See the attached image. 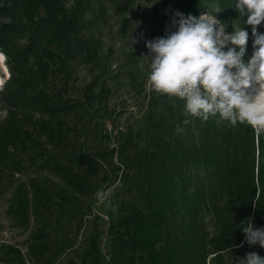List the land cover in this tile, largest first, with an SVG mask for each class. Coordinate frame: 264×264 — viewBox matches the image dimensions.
Instances as JSON below:
<instances>
[{
  "label": "trees",
  "instance_id": "16d2710c",
  "mask_svg": "<svg viewBox=\"0 0 264 264\" xmlns=\"http://www.w3.org/2000/svg\"><path fill=\"white\" fill-rule=\"evenodd\" d=\"M159 1L157 17L170 5L197 18L212 7L228 34L232 19L252 36L237 0ZM89 3L0 0V52L10 76L0 91L6 113L0 199L13 192L6 216L30 230L27 254L1 247L0 264H56L72 252L98 181L113 191L110 264H240L249 252L264 257V248L249 246L243 233L248 221L264 228V134L218 116L186 115L185 101L150 88L138 130L113 150L86 151L76 120L96 104L107 106L111 96L97 78L80 98L69 97L75 67H98L100 59L99 44L85 32ZM247 50L251 57V42ZM34 170L38 176L27 178ZM99 241L96 231L81 264H101Z\"/></svg>",
  "mask_w": 264,
  "mask_h": 264
},
{
  "label": "rangeland",
  "instance_id": "374dc122",
  "mask_svg": "<svg viewBox=\"0 0 264 264\" xmlns=\"http://www.w3.org/2000/svg\"><path fill=\"white\" fill-rule=\"evenodd\" d=\"M159 6V0H136L135 5H126L123 0H90L85 32L99 44L100 59L97 61L98 67H75L69 97L80 98L83 91L97 78L100 87L104 85L110 90L111 96L107 106L96 104L89 115L76 120L80 132L87 137L85 149L91 155L108 148H117L129 131L139 129L151 88L148 79L150 61L143 57L150 56L146 42L157 37H166L176 31L174 21L179 19L177 13H180L170 5L163 11V16L157 17L154 11ZM204 13L212 14L217 19L220 15L218 9L212 7H206ZM229 22L234 29H240L238 21L230 19ZM225 33L228 34L226 30ZM253 40L254 37L249 36L248 42L253 44ZM228 47L232 45L229 44ZM225 49L227 50V47ZM246 55L250 59L247 49ZM4 64L7 68L6 63ZM8 71V68L3 71L0 66V81L3 86L8 81ZM5 116L6 113L0 107V119ZM37 176L38 173L34 170L27 178ZM116 186L119 187L118 184ZM99 190H106L101 181H98L96 186V192ZM12 194L13 192L9 191L0 199V241L4 242L2 247L13 246L26 255L30 230L16 228L6 216ZM126 198L138 202L135 193H126ZM114 211L112 201L110 205L100 204L94 196L93 205L83 221L75 249L56 264H81L96 231L100 238L101 264H110L112 238L109 226ZM76 223L79 225V221Z\"/></svg>",
  "mask_w": 264,
  "mask_h": 264
},
{
  "label": "clouds",
  "instance_id": "9594fccd",
  "mask_svg": "<svg viewBox=\"0 0 264 264\" xmlns=\"http://www.w3.org/2000/svg\"><path fill=\"white\" fill-rule=\"evenodd\" d=\"M235 10L247 17L245 23L252 28L254 51L247 62L249 33L240 28L226 34L225 27L209 13L199 18L177 13V30L147 41L150 56L143 57L150 61L152 90L185 101L186 115L204 121L218 116L233 126L246 124L259 137L264 134V33L258 32V26L264 22V0H237ZM6 22L11 23V18ZM7 60L0 52V63ZM112 195V189L99 190L95 198L110 205ZM243 233L249 246L264 248V228H254L248 221ZM240 264H264V257L249 252Z\"/></svg>",
  "mask_w": 264,
  "mask_h": 264
},
{
  "label": "bare ground",
  "instance_id": "6f19581e",
  "mask_svg": "<svg viewBox=\"0 0 264 264\" xmlns=\"http://www.w3.org/2000/svg\"><path fill=\"white\" fill-rule=\"evenodd\" d=\"M0 66H1V68H2V70L4 71H6L7 70V68L5 67V64L4 63H0Z\"/></svg>",
  "mask_w": 264,
  "mask_h": 264
},
{
  "label": "built area",
  "instance_id": "2783aa9c",
  "mask_svg": "<svg viewBox=\"0 0 264 264\" xmlns=\"http://www.w3.org/2000/svg\"><path fill=\"white\" fill-rule=\"evenodd\" d=\"M2 245H4V242L3 241H0V248L2 247Z\"/></svg>",
  "mask_w": 264,
  "mask_h": 264
}]
</instances>
